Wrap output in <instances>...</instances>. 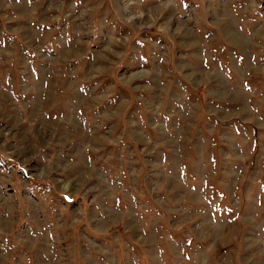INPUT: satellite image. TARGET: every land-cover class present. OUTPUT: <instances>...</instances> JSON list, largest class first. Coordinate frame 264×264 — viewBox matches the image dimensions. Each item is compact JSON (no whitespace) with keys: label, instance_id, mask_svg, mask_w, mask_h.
<instances>
[{"label":"rangeland","instance_id":"1","mask_svg":"<svg viewBox=\"0 0 264 264\" xmlns=\"http://www.w3.org/2000/svg\"><path fill=\"white\" fill-rule=\"evenodd\" d=\"M0 264H264V0H0Z\"/></svg>","mask_w":264,"mask_h":264},{"label":"trees","instance_id":"2","mask_svg":"<svg viewBox=\"0 0 264 264\" xmlns=\"http://www.w3.org/2000/svg\"><path fill=\"white\" fill-rule=\"evenodd\" d=\"M205 180H206V179H205ZM205 182H206V181H205ZM204 187H206V183H205V184H203V188H204Z\"/></svg>","mask_w":264,"mask_h":264}]
</instances>
